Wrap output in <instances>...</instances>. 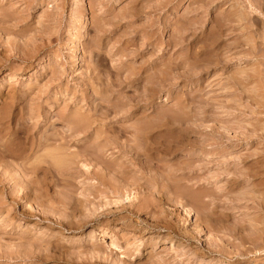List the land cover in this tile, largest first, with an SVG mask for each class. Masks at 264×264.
Wrapping results in <instances>:
<instances>
[{
  "label": "rangeland",
  "instance_id": "obj_1",
  "mask_svg": "<svg viewBox=\"0 0 264 264\" xmlns=\"http://www.w3.org/2000/svg\"><path fill=\"white\" fill-rule=\"evenodd\" d=\"M0 13V264H264V0Z\"/></svg>",
  "mask_w": 264,
  "mask_h": 264
},
{
  "label": "bare ground",
  "instance_id": "obj_2",
  "mask_svg": "<svg viewBox=\"0 0 264 264\" xmlns=\"http://www.w3.org/2000/svg\"><path fill=\"white\" fill-rule=\"evenodd\" d=\"M8 1H9V0H8ZM21 1L23 2V1H25V0H21ZM2 2H3V1H2ZM98 3H99V2H98ZM252 6H253V5H252ZM7 8H8V7H7ZM250 8H251V7H250ZM10 9H11V8H10ZM239 15H240V14H239ZM127 17H128V16H127ZM7 18H8V15L6 16L4 13H0V24H5V23L7 22L6 24L8 25V23H9L8 20H9V19H7ZM133 18H134V17H133ZM113 19H114V18H113ZM117 20H118V19H117ZM9 21H10V20H9ZM118 21H119V20H118ZM6 24H5V25H6ZM10 25H11V23H10ZM101 25H102V24H101ZM109 26H110V25H109ZM130 26H131V25H130ZM39 27H40V26H39ZM75 28H76V27H75ZM121 28H122V26L116 25V27H114L113 29L109 30V32H110V33H112V32H117V31H119V29H121ZM103 29H104V28H103ZM117 29H118V30H117ZM124 30H125V29H124ZM97 32H98V31H97ZM28 33H29V32H28ZM110 33H109V34H110ZM24 38H25V37H24ZM120 38H121V37H120ZM38 39H39V38H38ZM135 39H136V38H131L130 40L127 41V43H125V45L128 46L127 44H129V45H133V46H134V44H132V43L135 42ZM102 41H103V40H102ZM119 42H120V41H119ZM96 43H97V42H96ZM149 44H150V43H149ZM104 45H106V44H105V43H102V44H101L102 47H105ZM125 45H124V46H125ZM151 45H152V44H151ZM126 46H125V47H126ZM26 47H27V46H26ZM121 49H122V48H121ZM121 49L118 48V51H120ZM138 50H139V49H138ZM138 50H137V52H138ZM121 52H124V50H122ZM121 52H120V53H121ZM126 52H127V51H126ZM133 52H135V51H133ZM138 53H139V52H138ZM138 53H137V54H138ZM136 56H137V55H136ZM124 65H125V64H124ZM120 68H123V66L120 67ZM118 69H119V68H118ZM153 80H154V79H153ZM96 109H97V108H96ZM96 109H94V111H95ZM241 110H242V109H241ZM94 111H93V112H94ZM96 111H97V110H96ZM96 113H97V112H96ZM103 114H104V113H103ZM103 114H102V115H103ZM98 117H99V116H98ZM100 117H102V116H100ZM106 117H107V116H106ZM95 118H97V117H95ZM86 119L89 120V118L86 117V118L79 119L77 122H75L76 124H79V125L82 124L80 127H81V128H84V130H83L84 133H85V130H89V128H91L92 125L97 121V120H96V121L93 120V121L88 122V120H86ZM72 121H74V119H73ZM148 121H149V120H148ZM150 121H151V120H150ZM98 122H99V121H98ZM83 123H84V124H83ZM145 123H147V122H145ZM238 123H239V122H238ZM242 123H243V122H242ZM140 124H141V123H140ZM244 124L246 125L245 128H246V127H247V128L250 127L249 125H251V127H252V124H251L250 122H245V121H244ZM244 124H242V125L244 126ZM144 125L146 126L147 124H144ZM148 125H149V124H148ZM151 125H152V124H151ZM239 125H240V124H239ZM247 125H248V126H247ZM77 126H78V125H77ZM141 127H142V126H141ZM150 127H151V126H150ZM150 127H149V128H150ZM86 128H87V129H86ZM139 128H140V127H139ZM142 128H143V127H142ZM146 128H147V127H146ZM237 128H238V126H237ZM253 128H255V127L253 126ZM144 129H145V128H144ZM144 129H142V130L140 129V130L143 131ZM239 129H240V127H239ZM81 130H82V129H81ZM93 130H94V129H93ZM189 130H190V129H189ZM193 130H194V129H193ZM106 131H107V130H106ZM122 131H123V130H122ZM141 131H140V132H141ZM190 131H191V130H190ZM190 131H189V132H190ZM199 131H200V130H199ZM140 132H139V129H138V128H135V127H134V136H133V137H134L135 139L133 138L134 140H133V141L131 140L132 143L138 141V140H136V139L138 138V135L140 134ZM196 132H197V130H196ZM98 133H99V132H98ZM122 133H123V132H122ZM145 133H146V132H145ZM193 133H194V132H193ZM200 133H201V132H200ZM123 134H124V133H123ZM132 134H133V133H132ZM143 134H144V132H143ZM143 134H142V135H143ZM248 134H249V133H248ZM99 135H100V134H99ZM140 135H141V134H140ZM213 135H214V134H213ZM215 135H216V134H215ZM217 135H218V134H217ZM217 135H216L215 137H217ZM221 135H222V134H221ZM221 135H218V136H219V137H223V136H221ZM143 136H144V135H143ZM145 136H146V134H145ZM145 136H144V138H145ZM71 137H72V136H71ZM139 137H140V136H139ZM144 138H143V139H144ZM213 138H214V137H213ZM138 139H139V138H138ZM217 139H218V138H217ZM220 139H221V138H220ZM220 139H219V140H220ZM205 141H206V140H205ZM203 142H204V141H203ZM229 142H230V141H229ZM136 143H137V142H136ZM140 143H141V142H140ZM230 143H231V142H230ZM137 144H138V143H137ZM137 144H135V145L137 146ZM118 145H119V144H118ZM220 145H221V144H220ZM222 145H223V144H222ZM129 146H130V145H129ZM132 146H134V145H132ZM116 147H117V146H116ZM119 147H120V146H119ZM120 148H121V147H120ZM132 148H133V147H132ZM198 148H199V147H198ZM113 149H114V148H113ZM203 149H204V148H203ZM144 156H145V155H144ZM193 156H194V155H193ZM196 156H197V155H196ZM137 157H138V156H137ZM146 157H147V156H146ZM190 158H191V157H190ZM139 159H140V158H139ZM191 161H192V160H191ZM194 161H195V160H194ZM194 161H193V162H194ZM158 162H161V161H158ZM188 162H189V161H188ZM193 162H192V163H193ZM58 163H59V162H58ZM189 163H191V162H189ZM194 163H195V162H194ZM74 164H75V163H74ZM155 164H156V163H155ZM178 164H179V163H178ZM186 164H187V163H186ZM138 165H139V164H138ZM157 165H158V164H157ZM189 165H191V164H189ZM160 166H161V165H160ZM185 166H186V165H185ZM157 167H159V166H157ZM163 167L165 168V165H162L161 168H163ZM190 167H192V165H191ZM190 167H188V168H190ZM109 168H110V167H109ZM164 168H163V169H164ZM179 168H180V167H179ZM179 168H178V169H179ZM185 168H187V166H186ZM194 168H195V167H194ZM226 168H227V167H226ZM107 169H108V168H107ZM171 169H174V168H172V166H171V168L168 169V166H167L166 169H165V171L163 170L164 172L161 170L163 173L166 172V174L163 176L164 178H163V177H161V178L165 180V181H164V180H162V181H164V182L167 183V184L164 183V184H165L164 187H161V188H163V189H167V190H165V191H168L169 194H171L170 191L173 190V189H171L172 187H170V183L172 184V182H173L172 179H174L173 176L175 175V173H174L175 171L173 172V173H174V175H173V174L171 173V171H172ZM190 169H192V168H190ZM159 170H160V169H158V172L161 173V171H159ZM174 170H175V169H174ZM181 170H182V169H181ZM185 170H186V169H185ZM185 170H184V171H185ZM199 170H200V169H199ZM199 170L197 171V169H196L197 172H199ZM177 171H178V170H177ZM179 171H180V169H179ZM182 171H183V170H182ZM186 171L188 172V170H186ZM186 171H185V172H186ZM190 171H191V170H190ZM205 171H206V170H205ZM185 172H184V173H185ZM191 172H192V171H191ZM193 172H194V171H193ZM193 172H192V173H193ZM176 173H177V172H176ZM182 173H183V172H182ZM188 173H189V172H188ZM161 174H162V173H161ZM195 174H196V173H195ZM176 175H177V174H176ZM180 175H181V174H180ZM185 175H186V173H185ZM197 175H198V174H197ZM187 176L189 177L188 174H187ZM195 176H196V175H194V176L192 175V178H193V177L195 178ZM139 177H140V176H139ZM175 177H176V176H175ZM181 177L184 178L185 176H181ZM188 177H186V178H188ZM190 177H191V176H190ZM151 178H152V177H151ZM156 178H157V177H155L154 179H155L156 182H157V179H156ZM176 178H177V177H176ZM114 179H115V178H114ZM195 179H196V180H197V179H200V177H197V178H195ZM115 180H116V179H115ZM174 180H176V179H174ZM185 180H186V179H185ZM189 180H192V179L189 178ZM189 180H188V182H189ZM196 180L193 179L192 181H195V182H196ZM160 181H161V180H160ZM170 181H172V182H170ZM177 181H178V183H179L180 179L177 180ZM182 181H183V180H182ZM197 182H199V180H197ZM175 183H177V182H175ZM158 184H162V186H163V182H162V183L160 182V183H158ZM154 185H156V184H154ZM176 185H180V184H176ZM182 185H184V184H182ZM157 186H159V185H157ZM171 186H172V185H171ZM232 187H233V186H232ZM159 188H160V187H159ZM173 188H174V187H173ZM178 188H179V190H181V189H180L181 187H177L176 189H178ZM203 188H204V187H203ZM163 189H161V191H163ZM174 190H175V189H174ZM201 190H202V189H201ZM176 191H177V190H176ZM179 192H180V191H179ZM172 194L174 195L175 198H181V199H184V198H185V196L183 197L184 194H183L182 192H181L180 194H178L177 192H176V193L172 192ZM172 194H171V195H172ZM185 194H186V193H185ZM186 196H188V195H186ZM176 200H177V199H176ZM170 201H171V200H170ZM154 206H155V205H154ZM189 211H190V210H189ZM182 213H183V212H182ZM198 214H199V213H198ZM187 217H188V216H187ZM34 228H35V227H34ZM192 232H193V230H192ZM104 234H106V231L103 232V235H104ZM233 236H234V235H233ZM233 236H232V237H233ZM234 238H235V237H234ZM242 239H243L244 241L246 240L245 238H242ZM199 240H200V239H199ZM163 242H165V241H163ZM243 244H244V243H243ZM261 254H262V253H261ZM227 258H228V257H227Z\"/></svg>",
  "mask_w": 264,
  "mask_h": 264
}]
</instances>
